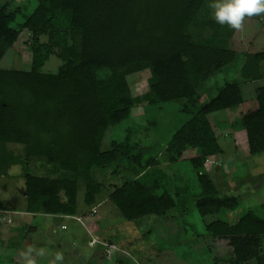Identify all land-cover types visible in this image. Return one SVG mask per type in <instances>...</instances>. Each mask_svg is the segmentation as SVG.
Here are the masks:
<instances>
[{"label":"trees","instance_id":"obj_1","mask_svg":"<svg viewBox=\"0 0 264 264\" xmlns=\"http://www.w3.org/2000/svg\"><path fill=\"white\" fill-rule=\"evenodd\" d=\"M204 1L37 0L26 14L12 0L0 4V60L21 29L30 34V69L0 67V175L19 168L25 211L75 215L82 186L84 203L98 202L101 184L92 176L95 168L125 156L137 173L108 194L110 201L130 221L174 217L177 199L186 198L171 175L152 168L159 165L161 151L149 157L143 150L133 154L138 142L101 145L107 128L129 118L132 107L175 101L188 119L173 131L161 154L175 162L183 151L194 152L189 161L201 191L193 199L206 232L227 240L234 263L256 257L264 236V203L247 207L238 194L218 192L204 170L209 157L222 153L208 114L245 99V83L232 81L208 101H198L200 84L236 58L229 33L212 18L195 24ZM51 55L60 64L55 71L44 70ZM145 69L148 89L132 95L127 77ZM242 69L253 80L264 78V53L249 56ZM253 92L257 108L232 122L245 130L250 155L264 151V85ZM29 162L51 164L57 175L33 173ZM223 209L239 214L229 222L221 216ZM9 261L0 248V264Z\"/></svg>","mask_w":264,"mask_h":264},{"label":"rangeland","instance_id":"obj_2","mask_svg":"<svg viewBox=\"0 0 264 264\" xmlns=\"http://www.w3.org/2000/svg\"><path fill=\"white\" fill-rule=\"evenodd\" d=\"M4 1L0 0V4ZM12 2L26 14L35 7L37 0ZM208 5L209 0H205L196 15L195 24L198 26L211 18ZM12 26H16L15 23ZM219 28L225 35L229 33L228 45L236 52V58L200 84L197 89L198 101H208L224 83L232 81L245 83L242 89L245 99L243 104L236 107L208 114L222 153L221 156H214L215 158L209 157L204 163V170L218 192L236 193L244 206H254L264 203V151L245 156L249 154L246 132L243 128L233 127L232 122L243 112L257 108L253 91L256 86L264 85V78L253 80L242 66L244 60L252 54L264 53V21L260 14L246 17L239 30L226 25H220ZM200 33L205 36V29H200ZM29 37L26 29L19 31L18 39L0 60L1 68L30 69L31 50L27 43ZM59 64L60 60L51 55L44 70L55 71ZM149 75V70L145 69L127 77L132 95L141 94L148 89ZM131 112L133 115L129 118L107 128L102 139V149L110 148L111 141L115 140L130 144L138 142L133 154L143 150L142 154L153 157L159 151L164 152L163 148L173 131L188 119L180 111V104L175 101L134 106ZM161 152L158 155L159 165L152 168L171 175L173 185L181 187L184 193L180 197L182 200L186 198L183 202L177 199L174 217L161 219L145 216L130 221L108 199L92 211L91 208L97 202H93L91 206L84 203L85 188L82 186L77 196L78 210L75 215L37 216L45 223L38 227L35 237L41 240L49 255L53 256L52 260L43 258L37 251L28 252L25 248L27 234L30 236L34 233L28 223L31 215L25 213L23 206L24 179L19 176V168L13 166L6 175H0V248L8 252L10 261L7 264H57V253L63 256L59 264H264V236L257 247L256 257L234 263L227 240L218 239L206 232L193 199L201 191L195 175L196 170L189 161L194 152L190 149L183 151L175 162L168 161L167 156ZM27 166L38 175H57L51 164L43 166L39 162H29ZM134 169L137 167L125 156L119 157L113 164L95 168L92 176L96 183L101 184V191L96 195L97 200L105 199L115 188L132 179L137 173ZM6 205H12V209ZM11 211L16 213H10ZM95 211L96 215L93 216ZM238 214V209L221 211L222 218L229 222H233ZM9 215L12 217L8 223L4 218ZM96 216L99 219L93 225L90 219ZM39 218L36 220H41ZM97 237L104 238L106 243L90 246L88 242L91 239L96 242Z\"/></svg>","mask_w":264,"mask_h":264},{"label":"clouds","instance_id":"obj_3","mask_svg":"<svg viewBox=\"0 0 264 264\" xmlns=\"http://www.w3.org/2000/svg\"><path fill=\"white\" fill-rule=\"evenodd\" d=\"M211 18L221 26L231 29L242 28L246 17L264 14V0H209ZM63 260L62 254L57 253V264Z\"/></svg>","mask_w":264,"mask_h":264},{"label":"crops","instance_id":"obj_4","mask_svg":"<svg viewBox=\"0 0 264 264\" xmlns=\"http://www.w3.org/2000/svg\"><path fill=\"white\" fill-rule=\"evenodd\" d=\"M241 104H243V102L241 103ZM131 115H133L132 114V112H131ZM248 155H250V153L249 154H247V155H245V156H248ZM218 157V156H221V154H219V155H213L212 157ZM214 157V158H215ZM106 199H108V200H110L108 197H106L105 199H101L100 201H98L97 203H96V205H94V207L93 208H91L92 209V211L94 210V209H96L97 207H99L100 205H102L103 204V201L104 202H106ZM112 202V201H111ZM99 205V206H98ZM12 206V205H11ZM10 205H6V207L7 208H10V209H12V207H11ZM23 206L25 207V203H23ZM22 206V207H23ZM10 213H16V211H11ZM25 213H27L28 215H31V220H30V222H28L29 224H30V226L32 227V228H30V230L32 231V233H34V234H32V235H28L27 234V236H26V239L24 240V243H27V246H25V248H27V251L28 252H33V251H37L38 253H41L42 254V257L43 258H46V257H48L47 259L49 260H52L53 259V256L52 255H49V253H48V251L46 250V248L44 247V245H43V243H41L38 239H37V237H35V233L36 232H38V227L40 226V225H42L43 223H45L44 221H42L43 219H41V218H39V217H37V216H40V215H42V216H44V215H52V214H44V213H36V214H34V213H30V212H27V211H25ZM92 213V212H91ZM90 213V214H91ZM95 213V214H94ZM92 215L94 216V215H96V211L94 212ZM10 216V218L12 217L11 215H9ZM57 216H59V217H69V216H73V215H57ZM33 217V218H32ZM36 218L38 219H41V220H36ZM96 219H99V216H96V218H91L90 219V223H92L93 225H94V223L96 222ZM101 242L102 243H106V241H104V238H96V242H95V240L94 239H91L88 243H89V245L91 246V245H94L95 243H98V244H100L101 245ZM103 244V245H104ZM40 249H41V252H40ZM37 253V254H38ZM48 253V254H47ZM49 255V256H48Z\"/></svg>","mask_w":264,"mask_h":264},{"label":"built area","instance_id":"obj_5","mask_svg":"<svg viewBox=\"0 0 264 264\" xmlns=\"http://www.w3.org/2000/svg\"><path fill=\"white\" fill-rule=\"evenodd\" d=\"M4 212H9V211H4ZM4 221H5V222H8V223L11 222V218H10V216L7 217V218H4Z\"/></svg>","mask_w":264,"mask_h":264}]
</instances>
